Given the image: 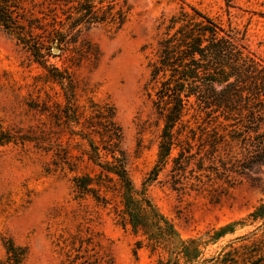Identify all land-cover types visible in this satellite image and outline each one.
Returning <instances> with one entry per match:
<instances>
[{"label": "rangeland", "instance_id": "374dc122", "mask_svg": "<svg viewBox=\"0 0 264 264\" xmlns=\"http://www.w3.org/2000/svg\"><path fill=\"white\" fill-rule=\"evenodd\" d=\"M50 3L21 1L35 18ZM93 3L122 9L123 24H81L61 50L37 30L24 43L0 24V122L31 139L0 146V264H264V165L227 180L200 171L214 133L217 155L227 160L240 150L233 122L195 97L170 129L172 152L163 159L166 121L152 77L159 42L183 27L184 15L202 20L196 12L238 32L245 53L264 66V0ZM56 5L62 20L68 8ZM104 107L122 131L130 186L94 162L89 141L76 134L90 131ZM87 177L93 192L76 188Z\"/></svg>", "mask_w": 264, "mask_h": 264}, {"label": "trees", "instance_id": "16d2710c", "mask_svg": "<svg viewBox=\"0 0 264 264\" xmlns=\"http://www.w3.org/2000/svg\"><path fill=\"white\" fill-rule=\"evenodd\" d=\"M21 1L0 0V24L8 30L17 31L24 43L37 30L47 42L57 43L56 48L61 50V46L68 47L71 44L69 34L78 37L81 24L108 22L122 25L124 22L125 13L122 9L115 14L111 6L107 10L103 7L97 9L93 0H49L52 3L47 11H40L43 18H35L29 9L22 7ZM56 2L68 8L67 11L63 10L65 17L62 20H58ZM75 2L76 5L72 4ZM196 14L202 20L184 15L183 27L173 37L159 42L158 59L153 65L152 77L161 85L156 92L158 99L155 104L166 121L161 156L164 159L171 155L174 141L170 129L181 121L190 98L195 97L196 103L203 108L221 111L227 121L233 122L232 127L235 129L231 138L240 150L237 155L228 154L227 160L221 154L217 155L220 137L214 133L211 151L199 159V170H215L222 180H227L230 173L249 177L258 166L264 165V66L245 53L246 46L238 32L225 31L201 13ZM177 22L171 21L173 25ZM54 71L57 73L53 76H59L58 69L54 68ZM169 104L173 105L169 107ZM54 117L59 120V115ZM94 118L98 121L89 122L90 131L76 134H81L84 136L82 138L89 141L91 148L88 154L94 162L130 186L124 169L126 154L119 149L121 129L114 124L112 113L106 107L100 109ZM92 135L98 136L102 147L96 144ZM30 140L27 136H19L17 132L4 129L0 122V146ZM102 150L105 151V161L102 159ZM182 157L185 155L180 152L174 159L177 172L182 171ZM191 158L193 155L186 157L187 163ZM218 163L221 170L223 168L221 172L217 169ZM206 164L209 166L205 167ZM90 181V177L78 179L76 188L93 192ZM8 252L19 262L20 255L12 245Z\"/></svg>", "mask_w": 264, "mask_h": 264}, {"label": "water", "instance_id": "95a60500", "mask_svg": "<svg viewBox=\"0 0 264 264\" xmlns=\"http://www.w3.org/2000/svg\"><path fill=\"white\" fill-rule=\"evenodd\" d=\"M57 51V50H56Z\"/></svg>", "mask_w": 264, "mask_h": 264}]
</instances>
